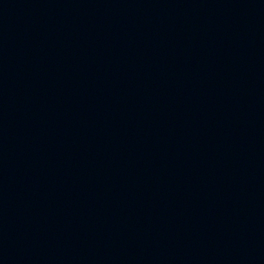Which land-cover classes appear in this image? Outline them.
Returning a JSON list of instances; mask_svg holds the SVG:
<instances>
[{"label":"water","instance_id":"95a60500","mask_svg":"<svg viewBox=\"0 0 264 264\" xmlns=\"http://www.w3.org/2000/svg\"><path fill=\"white\" fill-rule=\"evenodd\" d=\"M0 264H264V0H0Z\"/></svg>","mask_w":264,"mask_h":264}]
</instances>
